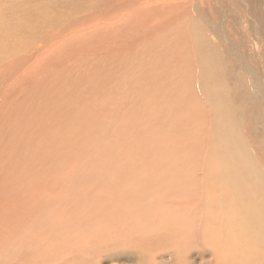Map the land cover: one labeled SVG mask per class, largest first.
I'll return each mask as SVG.
<instances>
[{"label":"rangeland","instance_id":"1","mask_svg":"<svg viewBox=\"0 0 264 264\" xmlns=\"http://www.w3.org/2000/svg\"><path fill=\"white\" fill-rule=\"evenodd\" d=\"M263 49L264 0H0L1 264H264Z\"/></svg>","mask_w":264,"mask_h":264},{"label":"bare ground","instance_id":"2","mask_svg":"<svg viewBox=\"0 0 264 264\" xmlns=\"http://www.w3.org/2000/svg\"><path fill=\"white\" fill-rule=\"evenodd\" d=\"M193 3V2H192ZM118 11V10H117ZM76 25V24H75ZM74 25V26H75ZM83 31V30H82ZM91 33V32H90ZM53 37V36H52ZM49 38H50V35H49ZM67 38H70V37H68V35H67ZM181 38V37H180ZM46 40V39H45ZM50 40V39H49ZM48 40V41H49ZM64 40H66V37H63L62 38V40L61 41H59V43H61V42H63ZM58 41V40H57ZM44 42V41H43ZM52 42V41H51ZM173 42V41H172ZM52 44V43H51ZM49 45V44H48ZM60 45V44H59ZM214 45V44H213ZM260 45V44H259ZM53 46V45H52ZM216 46V45H215ZM258 46V44L256 45V47ZM47 47V46H46ZM189 47V46H188ZM207 47V46H206ZM56 48V47H55ZM211 48V47H210ZM260 48V47H259ZM44 49V48H43ZM51 49V48H50ZM49 49V50H50ZM190 49V48H189ZM189 49H188V52H189ZM206 48H203V45H202V53L204 54V62H203V64L204 65H206L204 68H205V70L208 72V67H207V62H206V60H205V58L207 57L205 54V52H207V51H209V50H211V49H207V51L205 50ZM262 49V48H261ZM45 50V49H44ZM264 50V49H263ZM51 51V50H50ZM190 51H192V50H190ZM212 51V50H211ZM45 52V51H44ZM54 52H55V50H54ZM158 52V51H157ZM210 52V51H209ZM192 53V52H191ZM191 53H188L190 56L192 55ZM35 54V53H34ZM46 54V53H45ZM51 54V53H50ZM262 54V53H261ZM46 56V55H45ZM119 56V55H118ZM260 56H262V55H260ZM44 57V56H43ZM192 57H193V55H192ZM126 58H128V56L126 57ZM25 59V58H24ZM34 59V58H33ZM193 59V58H192ZM201 59V58H200ZM23 60V59H22ZM47 60V59H46ZM33 61V60H32ZM94 61V60H93ZM193 61V60H192ZM162 63V62H161ZM194 63V62H193ZM23 64V63H22ZM24 65V64H23ZM32 65V64H31ZM67 65V64H66ZM192 65V64H191ZM190 65V66H191ZM22 66V65H21ZM26 66V65H25ZM30 66V65H29ZM28 66V67H29ZM193 67V66H192ZM202 67V66H201ZM26 68V67H25ZM34 69V68H33ZM193 70H194V68H193ZM190 71V70H189ZM192 71V70H191ZM2 72H4V71H2ZM25 72H26V70H25ZM32 72V71H31ZM30 72V73H31ZM195 73H196V71H194ZM21 73V72H20ZM206 73V72H205ZM204 73V74H205ZM209 73V72H208ZM200 75H201V73H200ZM208 75V74H207ZM254 75V74H253ZM110 76V75H109ZM22 77V76H21ZM34 80H35V78H34ZM206 79H204V77H203V95H204V98H206L209 102H214L212 99H211V97H209L210 96V84H211V79H207L206 81H205ZM247 80V79H246ZM195 82V81H194ZM193 82V83H194ZM246 82V81H245ZM249 82V81H248ZM28 83V82H27ZM12 84H13V82H12ZM12 84H10V86L8 87L9 89H11L12 88ZM29 84V83H28ZM27 85V84H26ZM196 86V85H195ZM194 91V90H193ZM7 92V91H6ZM4 94V93H3ZM2 94V95H3ZM196 94H198V93H196ZM219 95V94H218ZM56 96V95H55ZM79 96V95H78ZM77 96V97H78ZM82 98H83V95H82ZM85 98V97H84ZM84 98L83 99H80V100H82L81 102L83 103V100H84ZM113 98H115V97H113ZM2 99V98H1ZM117 99V98H116ZM213 99H215V98H213ZM221 101H223V100H221ZM3 102V101H2ZM6 105V104H5ZM4 105V106H5ZM82 105V104H81ZM114 105V104H113ZM78 106V105H77ZM11 107V106H10ZM115 107V106H114ZM210 107H212V104H210ZM221 108H223V107H221ZM216 109V108H215ZM213 112V111H212ZM215 113V112H214ZM121 115V114H120ZM78 116V115H77ZM207 118V125H206V127H205V135H204V146H205V154L208 156V161L207 162H205V164H206V166H209L210 165V167L212 166V164H213V160L211 159V155H212V152H213V143H214V139L216 138V137H214V129H215V127H216V123L214 124L213 123V121H212V118H211V116H210V112L208 113V116L206 117ZM12 119V118H11ZM215 119V118H214ZM219 120H220V118H218ZM8 121H10V120H8ZM72 123V122H71ZM18 124H20V123H18ZM16 125V124H15ZM20 125H22V124H20ZM88 125V124H87ZM22 127V126H21ZM90 127V126H89ZM49 128V127H48ZM69 128V127H68ZM17 129V128H16ZM76 129V128H75ZM89 129V128H88ZM94 130V129H93ZM16 131V130H15ZM14 133V132H13ZM221 133H222V128H221V126L220 125H218V127H217V129H216V134H217V136H218V140H217V145H218V147H219V149L222 151H224L225 149H224V146L223 145H225L226 147H227V145L221 140V138H219L220 137V135H221ZM4 134V133H3ZM6 134V133H5ZM4 134V135H5ZM17 134H18V132H17ZM19 134H21V133H19ZM7 135H9V134H7ZM70 135V134H69ZM4 137V136H3ZM71 138V137H70ZM5 141H7L8 142V144L5 146V147H3L4 149H11L12 148V144L14 143V139L12 138V137H7V140H5ZM10 142V143H9ZM21 142V141H20ZM12 143V144H11ZM12 151V150H11ZM21 151V150H20ZM237 151V150H236ZM27 152V151H26ZM26 152H24V155L25 156H28L27 155V153ZM29 153H30V151H29ZM40 153V152H39ZM1 154V153H0ZM4 155H5V153H4ZM41 155V154H40ZM36 156V155H35ZM130 157V156H129ZM1 158H3V157H1ZM33 158V157H32ZM4 159H10V161H11V163H13V164H16V162L12 159V155H8L7 157H5L4 156ZM130 159V158H129ZM22 161V163H21V166H20V168H22L21 170L24 172V175H25V177H28V171L27 170H25L24 169V167L26 166H29V162L26 160V158L24 159V160H21ZM33 161V160H32ZM193 164H195V162H193ZM37 166V165H36ZM244 167V166H243ZM18 168L17 167H14V168H9V169H7V170H3L2 171V174H1V176H0V191H1V186L3 185V183H5V182H8V181H11L12 183H13V185L15 184V182H14V177H16V173H14L15 172V170H17ZM198 169H199V167H198ZM197 169V170H198ZM196 170V168L195 167H191L190 168V172H195V171H197ZM201 170V169H200ZM244 170V169H243ZM249 170V169H248ZM256 170V169H255ZM18 171V170H17ZM199 171V170H198ZM0 172H1V168H0ZM21 172V171H20ZM202 172V171H201ZM207 172V171H206ZM246 172V171H245ZM19 174V173H18ZM258 176V175H257ZM192 177H194V175H192ZM33 178H35V177H33ZM258 178V177H257ZM51 181V180H50ZM38 182V181H37ZM116 183H117V181H116ZM257 184V183H256ZM255 184V185H256ZM262 186V185H261ZM258 187H259V185H258ZM263 188V187H262ZM5 189V188H4ZM258 190V189H257ZM256 190V191H257ZM259 191V190H258ZM262 191V190H261ZM201 193V192H200ZM200 193H198V194H200ZM228 193V192H227ZM3 194H4V196L6 197V199L8 200V199H10V198H8V195H12V197H13V195H14V191L12 192V190H7V191H5L4 190V192H3ZM229 194V193H228ZM215 195V194H214ZM220 195H222V194H220ZM262 195V194H261ZM223 196V195H222ZM250 196V195H249ZM16 197V196H15ZM191 197V196H190ZM35 198H36V196H35ZM198 199V198H197ZM219 199V198H218ZM221 199V198H220ZM226 199V198H225ZM18 200V199H17ZM37 201V200H36ZM230 201V200H229ZM10 202V201H9ZM14 202V201H13ZM39 202V201H38ZM215 202V201H214ZM31 203V202H30ZM45 203H46V201H45ZM223 203V202H222ZM224 204V203H223ZM2 205V204H1ZM15 205V204H14ZM189 205V204H188ZM193 205H196V203H193ZM40 207V206H39ZM211 207V206H210ZM222 207V206H221ZM10 208H11V206H10ZM41 208V207H40ZM39 208V209H40ZM44 208V207H43ZM15 209V208H14ZM187 209V208H186ZM197 209V208H196ZM231 209H233L232 207H231ZM198 210V209H197ZM258 210H260V209H258ZM188 211H189V209H188ZM192 211V210H191ZM10 212V211H9ZM42 212V211H41ZM230 212V211H229ZM262 212V211H261ZM219 213V212H218ZM264 214V213H263ZM7 215V214H6ZM8 215H9V213H8ZM7 215V216H8ZM11 215V214H10ZM226 215V214H225ZM28 216V215H27ZM213 216H214V214H213ZM3 217V216H2ZM13 217V216H12ZM201 217V216H200ZM5 218V217H4ZM212 218H214V217H212ZM2 219V218H1ZM202 219V218H201ZM204 219V218H203ZM215 219V218H214ZM216 220V219H215ZM262 220H264V219H262ZM2 221H3V219H2ZM28 221V220H27ZM22 223H23V221H21ZM116 222H118V220L116 221ZM201 222V221H200ZM6 223V222H5ZM21 223V224H22ZM26 223V222H25ZM205 224H206V222H204ZM208 223V222H207ZM256 223H257V221H256ZM264 223V222H263ZM203 224V223H202ZM3 225H6V224H3ZM3 225H0V227L1 226H3ZM10 224H7V226H9ZM207 225V224H206ZM253 225V224H252ZM13 226H15V224L13 225ZM25 226H27L26 224H25ZM203 226V225H202ZM208 226V225H207ZM257 226V225H256ZM188 227V226H187ZM261 227V226H260ZM259 227V228H260ZM5 228H6V226H5ZM17 228V227H16ZM16 228H14L15 229V231H17V230H19L20 228H21V225H20V228L19 229H17L16 230ZM201 228V227H200ZM207 228V227H206ZM262 229V228H261ZM264 229V228H263ZM2 231H3V229H1ZM39 230V229H38ZM41 230V229H40ZM5 231H7V230H5ZM9 231V230H8ZM30 231H33V230H30ZM111 231V230H110ZM263 231V230H262ZM10 232H11V234L13 233L11 230H10ZM27 232V231H26ZM26 232H23V233H26ZM194 232V231H193ZM1 233V232H0ZM6 232H4L3 231V234H5ZM15 233V232H14ZM22 233V234H23ZM31 233V232H30ZM34 233V232H33ZM42 233V232H41ZM44 233V232H43ZM105 233H107V232H105ZM192 233V232H191ZM253 233V232H252ZM2 234V235H3ZM16 234V233H15ZM27 234V233H26ZM37 234V233H36ZM45 234V233H44ZM184 234V233H183ZM246 234V233H245ZM259 234V233H258ZM25 235V234H24ZM33 235V234H32ZM46 235V234H45ZM191 235V234H190ZM195 235H196V237H198V240L199 241H201V239H202V235H201V233H200V231H199V233L197 232V231H195ZM195 235H193V236H195ZM34 236H36L35 235V233H34ZM38 236V235H37ZM40 236V235H39ZM95 236V235H94ZM186 236V235H185ZM250 236H251V234H250ZM71 237V236H70ZM174 237H176V236H174ZM6 238L8 239V237L6 236ZM9 238H10V236H9ZM33 238V237H32ZM43 238V237H42ZM67 238V237H66ZM68 239V238H67ZM94 239V238H93ZM194 239H195V237H194ZM197 239V238H196ZM209 239H211V237H209ZM249 239V238H248ZM252 239V238H251ZM10 240V239H9ZM13 240V239H12ZM193 240V239H192ZM188 241V240H187ZM191 241V240H190ZM204 241V240H203ZM230 241V240H229ZM252 241H253V239H252ZM3 242V241H2ZM1 242V243H2ZM8 242V241H7ZM11 242V241H10ZM180 242V241H179ZM221 242V241H220ZM246 242V241H245ZM4 243H6L5 241H4ZM20 243H21V241H20ZM26 243V242H25ZM205 243V242H204ZM249 243V242H248ZM8 244V243H7ZM27 244H29V243H27ZM210 244V243H209ZM219 244V243H218ZM2 245V244H1ZM0 245V246H1ZM77 245V244H76ZM112 245V244H111ZM190 245V244H189ZM220 245V244H219ZM223 245V244H222ZM29 246V245H28ZM27 246V247H28ZM206 246V245H205ZM221 246V245H220ZM237 246V245H236ZM23 247V246H22ZM21 247V248H22ZM215 247V246H214ZM1 248H4V246L3 247H1ZM24 249H25V246L23 247ZM107 249H108V247H106ZM178 248V247H177ZM187 249V248H186ZM199 249H201V248H199ZM216 249V248H215ZM220 249V248H219ZM256 249V248H255ZM12 250V249H11ZM26 250V249H25ZM29 250H31V249H29ZM212 250V249H211ZM224 250V249H223ZM257 250V249H256ZM21 251H23V249L21 250ZM246 251H248V250H246ZM254 251V250H253ZM7 252V251H6ZM10 252V251H9ZM18 252V251H17ZM104 252V251H103ZM108 252V251H107ZM150 252V251H149ZM226 252H229V251H226ZM237 252V251H236ZM13 253V252H12ZM23 253V252H22ZM176 253V252H175ZM238 253V252H237ZM258 253V252H257ZM9 254H11V252L9 253ZM8 254V255H9ZM13 254H16V253H13ZM19 254V256H20V254L21 253H18ZM42 254V253H41ZM100 254V253H99ZM221 254V253H220ZM233 254V253H232ZM253 254V253H252ZM17 255V254H16ZM15 255V256H16ZM86 255H90V254H87L86 253ZM101 255H102V253H101ZM243 255H245V254H243ZM260 255H261V253H260ZM18 256V255H17ZM28 256H29V254H28ZM30 256H31V254H30ZM141 256V255H140ZM143 256V255H142ZM148 256V255H147ZM155 256H156V254H155ZM259 256V255H258ZM144 257V256H143ZM143 257H141V258H143ZM0 258H2L1 256H0ZM12 258H14V257H12ZM28 258V257H27ZM26 258V259H27ZM203 258H204V256H203ZM7 259V258H6ZM197 259V258H196ZM219 259V258H218ZM153 260V259H152ZM207 260H209V259H207ZM214 260H215V258H214ZM231 260V259H230ZM252 260V259H251ZM257 260H258V258H257ZM2 261V260H1ZM37 261V260H36ZM127 261V260H126ZM201 261V260H200ZM43 262V261H42ZM205 262V261H204ZM208 262V261H207ZM207 262H205L206 264H207ZM212 262L213 261H211L210 263L212 264ZM153 263H154V261H153ZM231 263V262H230ZM245 263H246V261H245ZM0 264H1V262H0ZM87 264V263H86ZM199 264H200V262H199ZM215 264V263H214ZM237 264H239V263H237ZM260 264V263H259Z\"/></svg>","mask_w":264,"mask_h":264}]
</instances>
